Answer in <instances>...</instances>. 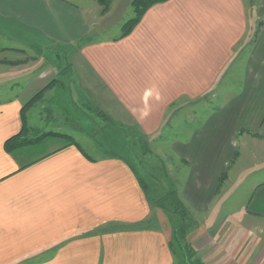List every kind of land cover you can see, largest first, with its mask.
Segmentation results:
<instances>
[{"label":"crops","instance_id":"obj_1","mask_svg":"<svg viewBox=\"0 0 264 264\" xmlns=\"http://www.w3.org/2000/svg\"><path fill=\"white\" fill-rule=\"evenodd\" d=\"M131 2L112 0L102 15L96 0H0V46L38 58L0 66V264H179L176 220L152 204L135 163L92 156L88 141L65 130L42 135L72 144L47 136L6 150L28 101L39 93L51 103L59 90L147 137L179 105L196 109L210 93L213 108L169 145L178 167L171 185L203 221L186 243L203 264H253L251 238V250L264 251V0H169L128 36L103 38ZM50 53L66 57L63 66ZM198 118L187 110V120ZM248 179L238 222L222 217V186Z\"/></svg>","mask_w":264,"mask_h":264},{"label":"rangeland","instance_id":"obj_2","mask_svg":"<svg viewBox=\"0 0 264 264\" xmlns=\"http://www.w3.org/2000/svg\"><path fill=\"white\" fill-rule=\"evenodd\" d=\"M125 13L123 22L113 25L108 33L102 34L103 38L118 37L120 35L121 27L133 17L131 7ZM0 45H3V43L0 42ZM22 52H25V54ZM49 55L53 63L50 60H47V63L63 66L64 61H66V57H63V55H56V53H50ZM36 59H38L37 54L32 49L16 47L14 53H8L7 50L2 49V46H0V66L11 60L13 62H10V64L20 65L24 61H26L24 63H27ZM52 83H55V81ZM34 97L28 101L29 106L23 114L25 127L30 129L26 128L25 133L28 131L29 133L40 131L37 133L40 136L44 134V131L65 130L68 134L70 132L73 135L79 134V136H74V139L80 140L83 143L88 141L89 143H86L87 148L90 152L89 154L92 156L112 155L121 157L128 162L130 160L140 168L144 178V185L146 184V192L152 204L168 213H170L169 198L171 196L174 197V195L170 196L168 194L172 192L175 195L177 194L171 185V181L174 179V170L178 168L177 163L172 159L169 145L175 140H182L183 134L196 127L214 106L211 103L210 93L200 100L196 109L194 105H191V109L190 107L187 108L179 105V108L170 112L162 131L158 133L159 135L147 137L138 134L139 131L136 128L129 130L111 120L103 112L86 103V99L78 98L77 93L71 98L65 90H59L56 97L53 98L51 103L48 102V104L41 103L39 96ZM1 98L0 100H2ZM204 103L207 104L206 112L203 110ZM187 110L191 112L195 110L199 111V118L192 121L187 120ZM47 133L49 134V132ZM60 139L64 143H68L66 138L60 137ZM44 146L45 143L32 146L29 149L31 150V155L41 152ZM250 189L249 179L234 185L222 186L220 189L221 200L219 202L220 204L221 202L223 203L222 217L228 215V213H234V220L238 222V215L245 208L247 199L251 193ZM167 195L169 198H166ZM187 215L188 221L185 227L193 226L188 231L189 234L203 221L199 217L192 216L188 211ZM216 219L218 221L221 217ZM259 236L263 237L264 233ZM250 241L249 251H251L254 257L252 258L253 264H256L261 259L264 251L260 247L252 251V245L257 242V239L251 238ZM192 251L195 254L194 259H199L195 251L193 249Z\"/></svg>","mask_w":264,"mask_h":264},{"label":"trees","instance_id":"obj_3","mask_svg":"<svg viewBox=\"0 0 264 264\" xmlns=\"http://www.w3.org/2000/svg\"><path fill=\"white\" fill-rule=\"evenodd\" d=\"M169 0H132L130 7L133 11V17L126 21V23L121 27L120 35L116 37L114 40H120L126 36H128L136 27V25L140 22L141 18L144 16V14L154 5L161 4L164 2H167ZM98 5L101 7V14H106L109 11L110 4L112 0H96ZM39 96V93L34 97L36 98ZM29 106V103L26 104L22 108V114H21V120L23 124L22 131L14 136L13 138L7 140L5 142V148L8 151L14 150L16 148H20L26 145L35 144L43 139H45L47 136H53V137H61L66 138L68 140L69 144H72V138L56 134V133H49L46 135L36 136V137H27L24 133L25 131V120H24V111ZM144 190H146V186H143ZM168 195H174L170 198ZM166 198H169V205L170 210L169 212L174 216L176 220V225L172 234V241L174 245V249L177 253V258L179 261V264H203L198 258L194 259V253L192 251V248L186 243L185 238L188 234V231L193 228L191 227H185L187 221H188V215L187 210L183 206V204L180 202V200L177 197V194H168Z\"/></svg>","mask_w":264,"mask_h":264}]
</instances>
